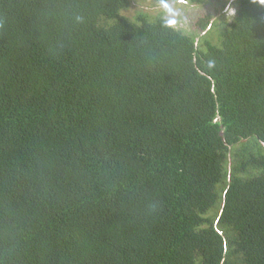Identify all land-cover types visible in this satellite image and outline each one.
I'll return each mask as SVG.
<instances>
[{"label":"trees","instance_id":"trees-1","mask_svg":"<svg viewBox=\"0 0 264 264\" xmlns=\"http://www.w3.org/2000/svg\"><path fill=\"white\" fill-rule=\"evenodd\" d=\"M216 1L0 0V264H264V0Z\"/></svg>","mask_w":264,"mask_h":264},{"label":"rangeland","instance_id":"rangeland-1","mask_svg":"<svg viewBox=\"0 0 264 264\" xmlns=\"http://www.w3.org/2000/svg\"><path fill=\"white\" fill-rule=\"evenodd\" d=\"M168 3L178 9L180 13V15L176 17L177 24L174 27L187 34L193 33L202 35L203 33L198 32L197 23L199 19L204 18L207 14H212L213 20L216 22L223 19L229 21L234 15L233 3H228L224 6L216 0H203L200 5L185 4L182 0L170 1ZM138 14H145L151 21L155 20L157 17L168 18L161 4L151 0H129L127 9L121 12V17L132 21ZM216 31L217 30L213 28L209 30V38L213 44L217 43Z\"/></svg>","mask_w":264,"mask_h":264},{"label":"clouds","instance_id":"clouds-1","mask_svg":"<svg viewBox=\"0 0 264 264\" xmlns=\"http://www.w3.org/2000/svg\"><path fill=\"white\" fill-rule=\"evenodd\" d=\"M161 7L165 9V12L168 16V19L165 21L167 26H175L177 24L176 17L180 15L179 10L174 8L172 4L164 2V0H162ZM209 67H212L211 63L209 64Z\"/></svg>","mask_w":264,"mask_h":264}]
</instances>
